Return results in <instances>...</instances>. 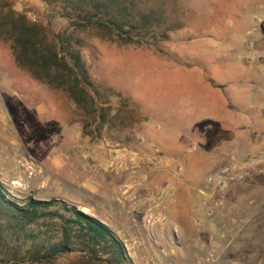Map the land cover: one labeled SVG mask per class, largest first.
<instances>
[{"label":"rangeland","instance_id":"obj_1","mask_svg":"<svg viewBox=\"0 0 264 264\" xmlns=\"http://www.w3.org/2000/svg\"><path fill=\"white\" fill-rule=\"evenodd\" d=\"M263 1L137 0L173 25L165 41L150 46L79 34L89 76L103 92L101 101L109 99L112 108L102 127L63 91L18 67L9 43L0 41V183L15 199L58 200L99 220L122 241L133 264H264V171L250 169L220 191L207 177L233 153L195 170V159L208 153L188 137L178 138L180 150L163 151L143 136L149 117L177 112L187 117L188 108L199 116L212 97L219 103L218 116L223 115L227 95L222 91L211 96L193 87L177 94L163 87L180 81L182 69L203 68L208 77L213 49L231 42L226 21L250 23ZM0 3L42 24L51 41L68 24L62 7L46 0ZM107 89L114 95L104 93ZM157 159L166 161L165 168H154ZM70 177L83 180L84 191L72 187ZM175 203L181 232L173 230Z\"/></svg>","mask_w":264,"mask_h":264},{"label":"trees","instance_id":"obj_2","mask_svg":"<svg viewBox=\"0 0 264 264\" xmlns=\"http://www.w3.org/2000/svg\"><path fill=\"white\" fill-rule=\"evenodd\" d=\"M46 3L60 5L61 16L68 21L53 41L42 24L5 3H0V41L9 43L18 67L63 91L85 117L102 127L112 108L109 99L101 101L103 92L89 76L78 35L150 46L151 41H165L173 25L166 23L161 11L145 9L137 0ZM61 257L70 258L66 264H133L122 241L99 220L58 200L15 199L0 183V262L49 264Z\"/></svg>","mask_w":264,"mask_h":264},{"label":"crops","instance_id":"obj_3","mask_svg":"<svg viewBox=\"0 0 264 264\" xmlns=\"http://www.w3.org/2000/svg\"><path fill=\"white\" fill-rule=\"evenodd\" d=\"M225 26L233 44L230 42L226 49L224 47L220 50L213 49L212 54L215 59L207 68L208 77L203 68L182 69L179 74L180 81L176 82L175 79L173 83L163 87L177 94L180 90L193 87L211 96L215 93L220 94L222 91L227 95L226 101L222 104L223 115L218 116L219 103H215L212 97L210 105H207V108L210 106L209 109L204 108L199 116L192 115L195 111L193 108L186 109L188 118L178 114L177 111L176 117L162 113L149 117L143 127V136L146 140L159 145L163 151H177L183 148L182 141L178 139L182 136L188 137L199 151L208 153L195 159V170H198L199 165L202 164L204 168L212 167L221 157L229 153L237 156H251L264 150V65L248 64L245 61L249 53L246 47L248 38L246 33L253 27V19L250 23L228 20ZM253 38L256 40L255 49L259 52L263 51L264 29L255 32ZM220 55L226 59L218 63L217 59ZM179 100L183 99L179 98ZM188 119L190 122H186ZM243 126L250 127L252 133H242L240 127ZM168 144H172L173 148L168 147ZM201 158L204 159L203 162H199ZM165 164L166 161L163 159H157L152 163L156 169L165 168ZM63 168L69 171L68 165H64ZM249 172H251L250 169ZM193 182L196 183V181ZM68 183L73 184L72 187L75 185V189L84 191L83 180H74L70 177ZM175 209L176 203L171 207L173 230L181 232L182 224L180 220L175 219L177 216ZM156 226L158 227L153 225L152 228ZM218 242L221 241L218 240Z\"/></svg>","mask_w":264,"mask_h":264},{"label":"built area","instance_id":"obj_4","mask_svg":"<svg viewBox=\"0 0 264 264\" xmlns=\"http://www.w3.org/2000/svg\"><path fill=\"white\" fill-rule=\"evenodd\" d=\"M260 29H264V1L257 6L253 27L246 33L248 37L246 47L249 49V53L246 55L245 61L248 64L264 65V50L259 52L255 49L256 40L253 38L254 33ZM241 132L250 133L251 129L243 128ZM249 169L264 171V150L251 156L229 155L220 169L207 177V182L222 191L229 185L243 180Z\"/></svg>","mask_w":264,"mask_h":264}]
</instances>
